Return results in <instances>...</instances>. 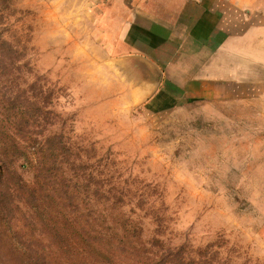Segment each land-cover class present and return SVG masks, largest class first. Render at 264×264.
Returning a JSON list of instances; mask_svg holds the SVG:
<instances>
[{
	"label": "rangeland",
	"instance_id": "374dc122",
	"mask_svg": "<svg viewBox=\"0 0 264 264\" xmlns=\"http://www.w3.org/2000/svg\"><path fill=\"white\" fill-rule=\"evenodd\" d=\"M9 1L0 34L22 50L19 90L46 103L41 138L60 139L72 167L91 175L88 203L119 209L146 240L198 253L211 246L214 264H264V65L243 81L151 98L122 45L133 35L125 19L149 0ZM223 1L241 17L235 31L259 38L264 63V0ZM219 9L225 14L223 3ZM63 185L73 189L74 181L57 179L59 194ZM15 205L11 227L23 231L15 216L27 221L26 233L57 254L31 212Z\"/></svg>",
	"mask_w": 264,
	"mask_h": 264
},
{
	"label": "trees",
	"instance_id": "16d2710c",
	"mask_svg": "<svg viewBox=\"0 0 264 264\" xmlns=\"http://www.w3.org/2000/svg\"><path fill=\"white\" fill-rule=\"evenodd\" d=\"M9 2L0 0L1 12H9ZM19 52L0 34V264H214L218 254L211 246L198 253L158 237L146 240L143 228L119 209L88 203L91 175L72 167L60 139H42L37 132L46 103H39L40 94L27 97L19 90L26 66ZM57 179L74 181V188L60 186L59 194ZM15 202L31 212L57 254L26 233L27 221L15 216L23 231L11 227L7 216L17 212Z\"/></svg>",
	"mask_w": 264,
	"mask_h": 264
},
{
	"label": "crops",
	"instance_id": "0c3cea01",
	"mask_svg": "<svg viewBox=\"0 0 264 264\" xmlns=\"http://www.w3.org/2000/svg\"><path fill=\"white\" fill-rule=\"evenodd\" d=\"M189 1L191 9L186 2L179 7L172 0H149V8L137 5L123 24L133 35L122 45L139 64L135 75H143L151 98H174L175 90L194 83L243 81L260 75L264 65L255 52L257 35L235 31L241 17L232 7L223 0ZM221 3L225 14L219 13Z\"/></svg>",
	"mask_w": 264,
	"mask_h": 264
}]
</instances>
